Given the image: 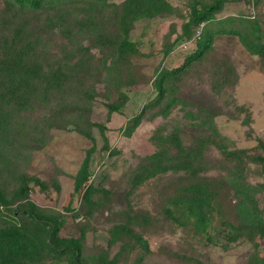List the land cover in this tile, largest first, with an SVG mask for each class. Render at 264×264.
I'll list each match as a JSON object with an SVG mask.
<instances>
[{
	"label": "rangeland",
	"instance_id": "obj_1",
	"mask_svg": "<svg viewBox=\"0 0 264 264\" xmlns=\"http://www.w3.org/2000/svg\"><path fill=\"white\" fill-rule=\"evenodd\" d=\"M134 1L0 0V72L18 60L37 87L0 103V229L53 247L24 264H264V52L234 33L264 42V0H226L199 26L193 9L216 0ZM206 29L204 57L162 79ZM207 179L221 208L199 229L181 199Z\"/></svg>",
	"mask_w": 264,
	"mask_h": 264
},
{
	"label": "trees",
	"instance_id": "obj_2",
	"mask_svg": "<svg viewBox=\"0 0 264 264\" xmlns=\"http://www.w3.org/2000/svg\"><path fill=\"white\" fill-rule=\"evenodd\" d=\"M15 4L21 7H28L31 9H40L43 7L45 3H50L53 0H11ZM58 1V0H55ZM70 3H81V0H68ZM226 0H216L215 2L205 5L201 8H194L192 11V19L190 24L194 26H199L202 23H213L216 21V14L219 13L225 4ZM134 3L138 7V1L135 0ZM129 10V7L127 8ZM133 13L136 14V11L133 10ZM229 22V21H228ZM222 32V31H221ZM238 35L245 46L255 53H263L264 52V42L260 43L261 37L257 36L254 39L248 38L244 33L242 34L239 30H235L234 32ZM214 35V30L206 29L197 41V48L193 54H191L185 62L179 66L178 68L172 71H166L162 74V79H166L173 76H178L182 72L186 71L187 68L194 61H197L204 57L206 52L210 49L212 43V37ZM253 36V32H252ZM135 48L132 42L125 37L123 41L120 43L118 48V54L120 57L127 55L131 52H134ZM135 53V52H134ZM14 61L9 62L10 65L7 68L0 72V103H5L6 106L12 108L14 106L19 107L20 101L22 99L29 100L30 95H32L33 91H36L37 87L34 86L32 81V76L28 77L22 75V65L18 60L13 59ZM18 62V63H17ZM37 70H39L37 68ZM42 90L48 93V87H42ZM24 95V96H23ZM6 111V110H5ZM12 116V111L7 110L4 112L3 121L8 126L11 123L10 117ZM136 125V124H135ZM133 127L130 128L132 130ZM186 160V159H184ZM185 161H179L177 166L171 165L172 167H185L182 165ZM190 166V162L187 164V169ZM159 169L157 171H161ZM156 171V172H157ZM89 179V156L86 157L84 164L82 165L79 173L77 174L75 181V190L81 191L83 189V185ZM89 189V188H88ZM86 189L84 192V197L88 199L89 190ZM29 190L28 186H23L18 190V195L24 196L27 194ZM183 204L188 207L189 214H183L184 217H195L194 226L195 228H203L205 225L209 224L210 217L214 213L215 209L218 210L221 208L219 203V189L215 187L214 182L210 180H204L203 182H196L194 184L188 185L184 188ZM220 213V212H219ZM228 225L236 230V226L232 222H228ZM61 229V226L57 224L56 231L58 232ZM262 234L264 235V228H262ZM36 240L39 239L37 235L34 233L28 232L24 230V232H19L18 230L0 229V264H24L25 261L32 257L41 256L40 250L44 251H53V247L46 242L45 245L39 246L36 245ZM139 243H141L145 248H148L147 242L143 238H138Z\"/></svg>",
	"mask_w": 264,
	"mask_h": 264
}]
</instances>
